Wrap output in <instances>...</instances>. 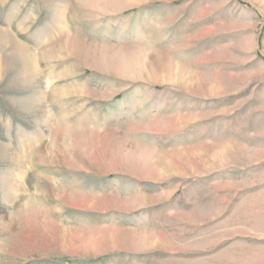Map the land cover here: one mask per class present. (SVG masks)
Segmentation results:
<instances>
[{
	"label": "rangeland",
	"instance_id": "1",
	"mask_svg": "<svg viewBox=\"0 0 264 264\" xmlns=\"http://www.w3.org/2000/svg\"><path fill=\"white\" fill-rule=\"evenodd\" d=\"M0 264H264V0H0Z\"/></svg>",
	"mask_w": 264,
	"mask_h": 264
}]
</instances>
